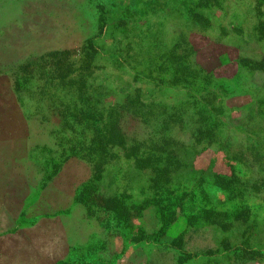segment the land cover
I'll return each instance as SVG.
<instances>
[{"label":"rangeland","instance_id":"374dc122","mask_svg":"<svg viewBox=\"0 0 264 264\" xmlns=\"http://www.w3.org/2000/svg\"><path fill=\"white\" fill-rule=\"evenodd\" d=\"M0 264H264V0H0Z\"/></svg>","mask_w":264,"mask_h":264},{"label":"trees","instance_id":"16d2710c","mask_svg":"<svg viewBox=\"0 0 264 264\" xmlns=\"http://www.w3.org/2000/svg\"><path fill=\"white\" fill-rule=\"evenodd\" d=\"M197 70H200L201 75L199 74V77L201 78L207 74V72L203 71V69L199 67ZM108 93H110V91ZM135 94L136 93H128V92L124 94L125 96L123 97V100L121 101L122 105L120 104L119 107L117 108V111H116L117 114H121L122 112H124L129 117V119H133V121H136L139 118L138 114H141L140 113L141 111L139 110L138 106L142 105L143 107H145V110H150V111H146L145 113H142L143 116L145 117L146 124L154 126V127H158L159 125L162 126L161 124H163V121L162 123L160 121L167 117L164 111V107L156 101H148L145 103L142 99H139ZM93 105L94 103L88 104L87 100L84 99L83 109L81 111L83 112V116L85 118H88L92 122V125L95 127V132H98L100 131V129L95 123V121L98 119V115L95 113H92V111H89L94 108ZM231 145H234L237 148L239 147L241 148L242 142L231 141L230 146ZM199 210H202V211H199ZM199 210L195 211L194 213L195 219L199 218L198 220L194 221L197 223V224L194 223L195 224L194 226H197L200 224L205 225L206 223H210L214 221V219L219 217V215L221 216V221L223 222L230 220V215H229L230 213H228V210H222V211L211 210V209H204V210L199 209ZM185 216L187 218L188 226L191 225L192 223L190 221L188 214L185 213ZM156 248L161 249L162 247L161 245L158 244L156 245Z\"/></svg>","mask_w":264,"mask_h":264}]
</instances>
